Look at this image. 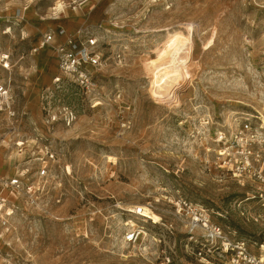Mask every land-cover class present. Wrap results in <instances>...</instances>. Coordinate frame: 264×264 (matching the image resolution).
Masks as SVG:
<instances>
[{
	"label": "rangeland",
	"instance_id": "1",
	"mask_svg": "<svg viewBox=\"0 0 264 264\" xmlns=\"http://www.w3.org/2000/svg\"><path fill=\"white\" fill-rule=\"evenodd\" d=\"M84 1L67 0L55 12L56 0H35V11L10 34L0 22V54L10 57L0 82L16 111L0 112V180L29 169L42 191L37 204L13 197L14 213L1 211L0 264H203L173 196L208 207L232 237L264 239V222L250 210L256 203L245 201L251 186L215 164L213 141L217 129L264 115V0H88L76 7ZM91 7L95 20L82 25ZM185 23L194 27L193 75L171 105L157 102L144 56ZM86 26L103 58L93 91L55 83L54 52H32L49 31ZM49 150L55 158L46 161ZM45 161L46 186L37 174ZM142 204L170 226L128 208ZM133 223L147 232L137 248L124 241Z\"/></svg>",
	"mask_w": 264,
	"mask_h": 264
},
{
	"label": "built area",
	"instance_id": "2",
	"mask_svg": "<svg viewBox=\"0 0 264 264\" xmlns=\"http://www.w3.org/2000/svg\"><path fill=\"white\" fill-rule=\"evenodd\" d=\"M34 1L0 0V9H7L4 17L0 18V22L7 23L4 34H10L15 26L21 27L26 23V14ZM98 43L90 27H81L75 31L59 27L57 31L45 33L32 52L37 53L44 48H50L54 52L60 69V75L54 77L55 83L67 79L86 91H93V70L99 68L103 59L97 51ZM9 58L7 53L0 54V65L8 69ZM13 101L11 89L0 82V112L6 111L15 116ZM252 116H244L237 125L215 131V164L243 184L251 186V192L247 193L245 201L256 203L250 209L254 212L252 218L264 222V120L260 116ZM47 156L46 161L55 158L50 150ZM46 161L37 172L45 183L44 186L51 177ZM30 174L29 169H23L12 177L0 180V211L7 208V216H11L15 209L14 204L9 205L10 198L18 199L25 195L29 203H38L39 196L36 193L42 191L40 187L31 184ZM4 190L9 192L7 197L3 194ZM170 201L178 214L185 215L189 245L193 255L200 258L203 264H215L214 260L222 261V258L227 259L225 264H264V239L252 234L232 237L230 231L214 219L208 207L193 203L183 196H173ZM131 212L149 220V217L143 216V209L138 205ZM4 220V225H8L9 221L6 218ZM146 234L144 227L133 223L125 232L124 241L137 248Z\"/></svg>",
	"mask_w": 264,
	"mask_h": 264
},
{
	"label": "bare ground",
	"instance_id": "3",
	"mask_svg": "<svg viewBox=\"0 0 264 264\" xmlns=\"http://www.w3.org/2000/svg\"><path fill=\"white\" fill-rule=\"evenodd\" d=\"M87 1L79 3L76 7L86 8L85 2ZM66 5L67 0H56L51 9L55 12H63ZM30 9L32 7H29ZM32 11L34 12L35 10L32 9ZM6 12V8L0 9V18H3ZM37 15L39 16V14ZM184 28L185 30L168 31L165 41L159 44L152 51V54L144 56L142 65L149 81V91L157 102L171 105V100L176 95L177 90L193 75L191 66L196 49L192 32L194 27L189 23H185ZM214 35L215 29H213L211 37L204 42V48L208 49L212 46ZM261 118L264 120V115ZM230 126H235V124L232 122ZM20 144L23 143L20 142ZM5 156L4 152H0V162ZM116 159L117 157L115 156H109V161H115ZM138 206L142 207L143 216L149 217L154 223L170 226L166 219L150 208L149 205L142 204ZM128 208L133 209L134 207L129 205ZM0 213L2 212L0 211ZM1 236L2 234H0Z\"/></svg>",
	"mask_w": 264,
	"mask_h": 264
},
{
	"label": "crops",
	"instance_id": "4",
	"mask_svg": "<svg viewBox=\"0 0 264 264\" xmlns=\"http://www.w3.org/2000/svg\"><path fill=\"white\" fill-rule=\"evenodd\" d=\"M77 10V9H76ZM94 10V8L93 7H91L89 10H88V12H87V15H85V17H84V20L81 22V24L82 25H84V23H86V22H92L93 20H95L94 18H91V14H92V11ZM29 11V10H28ZM72 12H75V11H72ZM75 15V13H69V16H74ZM70 18H72V17H70ZM70 30H74L73 28H70ZM77 30V29H76ZM42 50H44V51H52L50 48H44V49H42ZM42 50H40V51H42Z\"/></svg>",
	"mask_w": 264,
	"mask_h": 264
}]
</instances>
